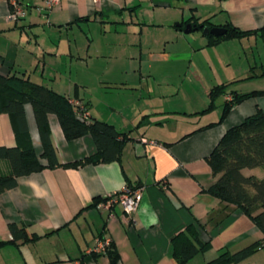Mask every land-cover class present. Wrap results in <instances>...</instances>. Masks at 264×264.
I'll use <instances>...</instances> for the list:
<instances>
[{
    "label": "crops",
    "instance_id": "0c3cea01",
    "mask_svg": "<svg viewBox=\"0 0 264 264\" xmlns=\"http://www.w3.org/2000/svg\"><path fill=\"white\" fill-rule=\"evenodd\" d=\"M21 2L26 17L12 22L7 0H0V75L29 79L79 102L91 118L130 140L120 162L44 169L0 194V241L11 240L10 224L39 236L33 243L0 246V264H111L105 253L93 254L101 239L114 244L117 264H177L171 240L191 224L210 249L186 264H206L222 249L235 252L262 239L235 206L224 211L222 223L209 221L223 204L203 189L215 181L206 158L225 132L264 112V95H257L218 123L232 92L264 91V69L253 66L250 52L264 38L209 46L202 31L185 33L191 25L185 22L208 19L214 26L259 30L264 0H61L51 11L44 0ZM222 84H231L227 93L216 99L214 111L203 113L212 88ZM24 109L40 156L33 108ZM48 124L59 162L96 152L90 135L67 141L55 115H48ZM16 144L10 116L0 113V146ZM243 173L260 175L256 169ZM127 186L141 191L134 214L107 201L88 208ZM247 262L264 264V247Z\"/></svg>",
    "mask_w": 264,
    "mask_h": 264
},
{
    "label": "trees",
    "instance_id": "16d2710c",
    "mask_svg": "<svg viewBox=\"0 0 264 264\" xmlns=\"http://www.w3.org/2000/svg\"><path fill=\"white\" fill-rule=\"evenodd\" d=\"M187 23H191L193 29L203 32L209 46L224 40L243 39L252 35L264 38V26L259 30L243 31L227 23L221 26L226 29V33L215 37L210 33H204L205 28L215 27L210 20L200 22L198 19L191 18L185 22ZM230 85L222 84L212 88L210 104L203 113L214 109L216 99L225 95ZM257 95H264V91L246 94L232 92L231 100L223 105L218 123L227 117L236 104ZM27 104L33 108L39 131L42 143L40 156L36 154L29 136L24 109ZM82 107H75L68 97L29 79L16 75H0V113L10 116L17 142L15 147L0 146V194L15 188L19 178L44 169H77L89 164L120 162L124 145L130 140L129 135L89 115L87 118L79 117V113H87L86 108L83 105ZM50 114L57 117L67 141L90 135L95 143L96 152L72 163L59 162L48 124ZM42 160L45 164L41 162ZM206 160L215 181L208 188L203 189V192L223 204L221 210L209 214V221L217 220L218 222H215L217 225L222 223L227 216L224 211L232 205L249 217L263 235L262 239L238 251L222 249L206 264H249L247 260L264 247V177L245 175L243 170L260 168L264 171V112L258 110L240 124L228 129ZM106 201L107 198H95L88 208L96 207L99 203ZM221 213L222 216H220ZM197 223L201 225V222L197 221ZM201 226L204 227V225ZM8 228L11 240L0 241V246L7 243L15 245L18 242L33 243L39 237L25 226L10 224ZM171 244L172 255L177 264H186L196 255L210 249L209 242L200 240L195 224L187 226L174 235ZM93 254L96 255V253ZM105 254L109 257L111 264H117L119 255L113 243H110Z\"/></svg>",
    "mask_w": 264,
    "mask_h": 264
},
{
    "label": "built area",
    "instance_id": "2783aa9c",
    "mask_svg": "<svg viewBox=\"0 0 264 264\" xmlns=\"http://www.w3.org/2000/svg\"><path fill=\"white\" fill-rule=\"evenodd\" d=\"M45 6L48 10H53L60 6L61 0H44ZM9 6H10V13H9V19L12 22H19L20 20L24 19L26 17V8L21 2V0H7ZM75 107L83 108L82 104L79 102H73ZM79 117L87 118L88 113H79ZM141 198V191L135 190L130 187H125L124 190L116 194L115 196L109 197L106 205L111 204H119L122 206L124 212L127 215H132L136 212L139 201ZM108 206H105L103 208H107ZM110 246L109 240H97L95 247L93 248L94 253H106L108 250V247Z\"/></svg>",
    "mask_w": 264,
    "mask_h": 264
},
{
    "label": "rangeland",
    "instance_id": "374dc122",
    "mask_svg": "<svg viewBox=\"0 0 264 264\" xmlns=\"http://www.w3.org/2000/svg\"><path fill=\"white\" fill-rule=\"evenodd\" d=\"M93 31H94V35H97V31L95 29H93ZM101 39H102V37H101ZM243 52L244 51H241V54H239V55L241 56V59L244 60L245 53H243ZM250 52L253 53V55L255 56V59H254L255 64H253V66H256L258 70L262 69V71H263V69H264V42L258 41L257 46H255L254 51H250ZM251 53H249V54H251ZM250 57H252V56H250ZM261 65H262V67H261ZM262 83L264 85V81ZM212 111H214V109ZM256 172L260 174L257 177H259V178L264 177V171L262 169L256 168Z\"/></svg>",
    "mask_w": 264,
    "mask_h": 264
},
{
    "label": "water",
    "instance_id": "95a60500",
    "mask_svg": "<svg viewBox=\"0 0 264 264\" xmlns=\"http://www.w3.org/2000/svg\"><path fill=\"white\" fill-rule=\"evenodd\" d=\"M191 31H192V26L187 25L185 33H190ZM204 33H210V34L214 35L215 37H219V36H222L226 33V29L215 26L211 29L205 28Z\"/></svg>",
    "mask_w": 264,
    "mask_h": 264
}]
</instances>
